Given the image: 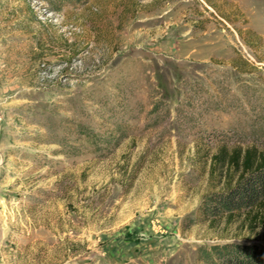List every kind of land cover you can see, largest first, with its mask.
<instances>
[{"label":"rangeland","instance_id":"1","mask_svg":"<svg viewBox=\"0 0 264 264\" xmlns=\"http://www.w3.org/2000/svg\"><path fill=\"white\" fill-rule=\"evenodd\" d=\"M251 145L264 0H0V264L264 250V225L201 208L226 189L213 155Z\"/></svg>","mask_w":264,"mask_h":264},{"label":"trees","instance_id":"2","mask_svg":"<svg viewBox=\"0 0 264 264\" xmlns=\"http://www.w3.org/2000/svg\"><path fill=\"white\" fill-rule=\"evenodd\" d=\"M214 164L225 168L226 189L213 193L201 207L207 220L214 223L224 218L230 222L239 212L250 230L264 225V149L254 145L230 151L224 148L213 155L211 169ZM203 252L205 259L218 264H264V250L255 243H214Z\"/></svg>","mask_w":264,"mask_h":264}]
</instances>
